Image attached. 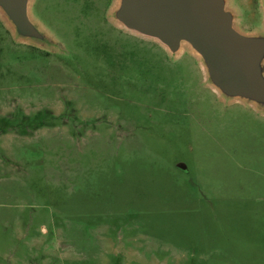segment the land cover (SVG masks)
<instances>
[{"label":"rangeland","instance_id":"374dc122","mask_svg":"<svg viewBox=\"0 0 264 264\" xmlns=\"http://www.w3.org/2000/svg\"><path fill=\"white\" fill-rule=\"evenodd\" d=\"M116 2L31 0L51 47L0 11V264H264V108ZM228 4L264 30V0Z\"/></svg>","mask_w":264,"mask_h":264},{"label":"water","instance_id":"95a60500","mask_svg":"<svg viewBox=\"0 0 264 264\" xmlns=\"http://www.w3.org/2000/svg\"><path fill=\"white\" fill-rule=\"evenodd\" d=\"M0 11L17 37L50 47L55 42L33 18L31 0H0ZM111 15L172 55L189 46L220 94L264 108V30L238 29L228 0H117Z\"/></svg>","mask_w":264,"mask_h":264}]
</instances>
